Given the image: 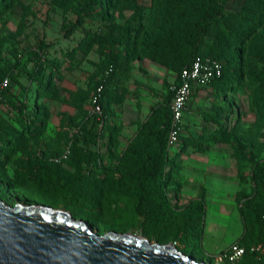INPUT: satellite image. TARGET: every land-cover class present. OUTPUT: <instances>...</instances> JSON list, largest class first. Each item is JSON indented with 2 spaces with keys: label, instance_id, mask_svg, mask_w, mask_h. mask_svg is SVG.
I'll return each instance as SVG.
<instances>
[{
  "label": "rangeland",
  "instance_id": "obj_1",
  "mask_svg": "<svg viewBox=\"0 0 264 264\" xmlns=\"http://www.w3.org/2000/svg\"><path fill=\"white\" fill-rule=\"evenodd\" d=\"M99 1L96 16L86 17L75 32L69 30L84 0H14L0 8V69H12L6 77L8 82L0 83L4 96L0 115L9 120L12 134L0 137V147L6 145L7 136L14 137L23 130L13 118L17 112L10 101L35 112L29 127L33 134L27 135L10 156L8 152L0 156V198L10 205H48L69 211L101 234L115 231L139 235L138 223L131 226L137 219L136 199L120 197L114 191L113 170L152 108L171 101L178 80L166 48L159 52L154 42L169 15L168 0ZM217 1L224 3L226 16L220 14L221 19L212 22L198 51L217 53L223 44L227 74L215 84L199 86L191 97L184 129L168 156L166 189L172 199V222L165 232L157 234L150 228V235H143L162 244L178 239L176 246L188 248V254L200 261L256 264L252 256L235 262H218L212 256L232 242L252 240L255 234L244 218L242 204L244 198L256 195L252 164L264 160V9L254 34L240 45L229 37L240 33L236 25L245 0ZM260 1L264 7V0ZM193 16L187 7L177 26H185V18ZM42 48L48 51L45 60L55 63V68L49 82L42 77L38 87L44 89L36 94L38 87L31 85L28 73L35 65L31 52ZM112 52L117 65L109 72ZM106 78L109 81L100 116L93 111V98L99 82ZM85 123L97 129L104 127L102 179L94 185L97 188L84 185L77 201L69 205L72 195L67 192L69 196L62 199L63 195L43 184L37 165L44 162L51 170L60 168L63 188L69 189L74 177L66 173L76 174L80 165L70 145ZM8 144L15 146L14 142ZM61 157L63 163H59ZM88 204L103 208L106 216L99 223L83 211ZM72 208L83 212L77 217ZM118 213L123 216H115ZM180 224L185 230L177 236ZM204 241L214 255L203 248Z\"/></svg>",
  "mask_w": 264,
  "mask_h": 264
},
{
  "label": "trees",
  "instance_id": "obj_2",
  "mask_svg": "<svg viewBox=\"0 0 264 264\" xmlns=\"http://www.w3.org/2000/svg\"><path fill=\"white\" fill-rule=\"evenodd\" d=\"M13 2L14 0H3L0 2V8L8 7ZM98 4H100L99 0H84V3L79 9L78 19L72 25L69 32H75L79 27L83 26L86 22V17H95L96 6ZM167 6L169 15L165 19L163 28L159 31L154 42L159 52H161L160 48H166L170 68L178 72V80L174 84L177 85L180 82V73L191 64L197 54L209 55L222 61L221 49L223 48V44L218 46V48L220 47V51L217 53L211 51L199 52L198 50L199 42L209 30L212 22L221 19L220 14H222L221 16L223 18L226 15L223 14L225 12L224 3L220 5L217 0H168ZM187 7L191 8L194 16L192 19L186 17L184 20L185 26L178 27L177 22ZM263 9L264 7L261 5L260 0H245L243 8L238 14L239 22L236 25L239 27L240 33L234 36L231 35L229 38L243 45L260 25ZM249 18L250 20H248ZM246 19L248 22H246ZM164 39L166 40L165 42ZM47 52L45 48L31 52V61L35 64L28 73L31 85L38 87L42 77L49 82L51 73H54L55 63L45 60L47 58ZM112 54L109 72L114 71L117 65L116 55L114 52ZM227 70V64H224L221 76L215 78L209 84H215L224 79ZM11 71L12 69L8 72L0 69V83L7 76L11 75ZM107 81H109L108 78L99 82V85L103 84L105 86L104 95L107 93ZM42 89L44 87H38L36 94H39L38 91H42ZM171 94L172 101L174 96L173 89ZM104 97L101 99V103H103ZM3 99V92L0 91V102ZM171 101L166 104L156 105L152 108L147 122L143 124L131 139L125 148L120 163L113 170L115 172L113 182L114 191L120 197H134L136 199L134 214L137 219H135V222L133 219V225L131 226L133 227L134 223H138L141 232L147 236L150 235V228L157 231V234L165 232L173 218L172 199L169 191L166 189L170 176L168 156L169 150L173 146L169 142L172 120ZM10 103L17 112L13 115V118L17 122H20L23 130L17 132L14 137H6V145L0 147V156L2 157L5 152H8V156H10L21 146L24 138H27V135L33 134L29 132V127L33 123V119L31 118L35 115V112L28 110L25 104L15 101H10ZM207 118L214 120V117L211 116H207ZM8 127L9 120L0 115V137L12 134L8 131ZM183 129L184 123L182 131ZM103 137L104 127L102 129H97L94 125L88 127L87 123L80 127L75 140L70 145L72 156L79 160L80 165L76 174L70 171L66 173L67 176L74 177L69 189L65 191L63 188L64 183L61 176V169L51 170L44 162H39L37 165L39 180L43 184L52 187L56 193L63 195L62 199L68 197L69 194L67 192H69L72 195V200L69 202V205L77 201V196L84 185L89 187L93 186L91 187L92 189L97 188L94 185H98L101 182L102 178L99 177V173L104 167L103 163L105 160V155L101 150ZM9 142H14L15 146L12 144L8 146ZM64 161L65 159L61 157L59 163H63ZM56 165L59 167L58 164ZM251 177L254 182L256 195L244 198L242 212L245 220L255 230V234L252 240L250 239L248 242L238 241L248 248L254 244L264 243V160L252 164ZM64 202H66V199ZM72 209H74L73 214L77 217L85 211L86 214L93 217L96 223H99L101 218L106 216L101 211L103 208L97 209L89 204L83 206L82 212H78L75 208ZM115 216L123 215L118 213ZM131 217L133 218V216ZM196 218L199 220L202 219L199 215ZM184 230L183 224L178 225L177 236L181 235ZM175 241L178 243V239H175ZM183 251L188 253V248H185ZM248 256H252L256 264H264V255L259 256L256 253H251L248 249L244 257Z\"/></svg>",
  "mask_w": 264,
  "mask_h": 264
},
{
  "label": "water",
  "instance_id": "obj_3",
  "mask_svg": "<svg viewBox=\"0 0 264 264\" xmlns=\"http://www.w3.org/2000/svg\"><path fill=\"white\" fill-rule=\"evenodd\" d=\"M0 264H212L141 232L101 234L69 211L0 198Z\"/></svg>",
  "mask_w": 264,
  "mask_h": 264
},
{
  "label": "built area",
  "instance_id": "obj_4",
  "mask_svg": "<svg viewBox=\"0 0 264 264\" xmlns=\"http://www.w3.org/2000/svg\"><path fill=\"white\" fill-rule=\"evenodd\" d=\"M224 63L220 59L205 54H197L191 64L184 68L180 73V82L174 85V96L172 98L170 108L172 112L171 128H170V144H175L179 140L182 132L185 110L193 96L195 90L199 86L208 85L215 78L220 77L223 73ZM8 82V78L4 79ZM105 86L100 84L93 98V111L102 116L101 99L104 96ZM175 245L178 243L175 241ZM248 249L251 253L259 256L264 255V243L254 244L246 247L239 242L232 243L229 247L219 251L214 256L218 262L232 261L235 262L245 256Z\"/></svg>",
  "mask_w": 264,
  "mask_h": 264
},
{
  "label": "crops",
  "instance_id": "obj_5",
  "mask_svg": "<svg viewBox=\"0 0 264 264\" xmlns=\"http://www.w3.org/2000/svg\"><path fill=\"white\" fill-rule=\"evenodd\" d=\"M197 89H198V88H197ZM197 89H196V90H197ZM196 90H195V92H196ZM195 92H194V94H195ZM194 94H193V95H194ZM186 111H187V108H186V110H185V114H186ZM151 112H152V110H151ZM184 119H185V117H184ZM235 242H238V241H235ZM232 243H234V242H232ZM232 243H231V244H232ZM231 244H230V245H231ZM203 245H204L203 248H204L206 251H208L210 254L215 252V251H213L211 248H208V249L206 248V246H205V241H204V244H203ZM230 245H228V246L226 245V246H223V247L219 248L214 254H216V253H218L219 251L225 249L226 247H229ZM214 254H211V255H214Z\"/></svg>",
  "mask_w": 264,
  "mask_h": 264
}]
</instances>
